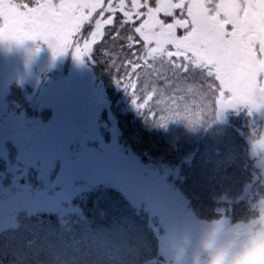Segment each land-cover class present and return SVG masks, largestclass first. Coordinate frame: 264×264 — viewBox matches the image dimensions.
Masks as SVG:
<instances>
[{
	"label": "trees",
	"instance_id": "16d2710c",
	"mask_svg": "<svg viewBox=\"0 0 264 264\" xmlns=\"http://www.w3.org/2000/svg\"><path fill=\"white\" fill-rule=\"evenodd\" d=\"M74 51H49L50 64L42 73L34 68L33 85L9 83L10 120L28 132L46 128L51 84L59 86L62 56ZM137 51L133 58L108 40L90 48L89 67L108 103L104 138L114 130L117 152L150 168L198 220L255 233L264 217L259 121L240 111L222 115L223 87L203 69L177 65L163 51ZM58 175V168L29 175L36 195L0 224V264H172L161 250L162 223L116 188L80 184L61 205L39 196Z\"/></svg>",
	"mask_w": 264,
	"mask_h": 264
},
{
	"label": "rangeland",
	"instance_id": "374dc122",
	"mask_svg": "<svg viewBox=\"0 0 264 264\" xmlns=\"http://www.w3.org/2000/svg\"><path fill=\"white\" fill-rule=\"evenodd\" d=\"M91 46L87 45L88 54L79 60L74 56L76 49L67 59L63 54L65 74L58 87L51 84L48 97L52 120L45 129L28 132L19 119L10 120L3 92L11 82L33 85L37 79L34 68L40 73L47 68L51 61L47 53L52 49L39 40L20 45L0 42V117L7 118L0 119V224L14 208L36 195L29 175L37 169L45 175L58 168V177L39 196L61 205L80 184L116 188L162 223L161 250L172 264H205L207 260L210 264H264V217L255 233L225 222H202L150 168L117 152L114 130L104 138L101 132L110 118L108 112H101L107 111L108 103L100 96L89 67ZM223 91L222 115L240 111L259 121L261 135L255 155L258 168L264 169V92ZM23 176L25 183L19 181Z\"/></svg>",
	"mask_w": 264,
	"mask_h": 264
},
{
	"label": "snow or ice",
	"instance_id": "6c2138e0",
	"mask_svg": "<svg viewBox=\"0 0 264 264\" xmlns=\"http://www.w3.org/2000/svg\"><path fill=\"white\" fill-rule=\"evenodd\" d=\"M26 40L53 55L71 45L77 60L89 43L115 42L133 58L143 46L227 90L264 92V0H0V42Z\"/></svg>",
	"mask_w": 264,
	"mask_h": 264
}]
</instances>
